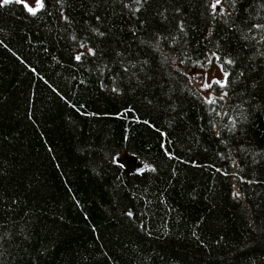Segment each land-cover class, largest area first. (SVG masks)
<instances>
[{"label":"trees","instance_id":"obj_1","mask_svg":"<svg viewBox=\"0 0 264 264\" xmlns=\"http://www.w3.org/2000/svg\"><path fill=\"white\" fill-rule=\"evenodd\" d=\"M0 264H264V0H0Z\"/></svg>","mask_w":264,"mask_h":264},{"label":"rangeland","instance_id":"obj_2","mask_svg":"<svg viewBox=\"0 0 264 264\" xmlns=\"http://www.w3.org/2000/svg\"><path fill=\"white\" fill-rule=\"evenodd\" d=\"M25 5L29 11H33L36 7V0H19ZM216 6H222V0H210V9H214ZM190 76L197 77L194 81V86L201 93L203 98H209L211 93L207 85L212 81L221 82L223 80V74L213 60H210L204 67L195 68L190 70ZM120 155V154H118ZM127 155H123L122 159H129ZM144 164L141 162H135L131 170L138 171L143 169Z\"/></svg>","mask_w":264,"mask_h":264},{"label":"water","instance_id":"obj_3","mask_svg":"<svg viewBox=\"0 0 264 264\" xmlns=\"http://www.w3.org/2000/svg\"><path fill=\"white\" fill-rule=\"evenodd\" d=\"M122 160V161H121ZM116 159L117 162H122L123 165L125 167H127L129 170H131V168L133 167V165L135 164V158L134 157H130L129 159ZM132 171V170H131Z\"/></svg>","mask_w":264,"mask_h":264},{"label":"snow or ice","instance_id":"obj_4","mask_svg":"<svg viewBox=\"0 0 264 264\" xmlns=\"http://www.w3.org/2000/svg\"><path fill=\"white\" fill-rule=\"evenodd\" d=\"M10 2V0H3V3L4 4H7V3H9ZM38 3H39V0H38ZM77 59H79V57H77Z\"/></svg>","mask_w":264,"mask_h":264}]
</instances>
